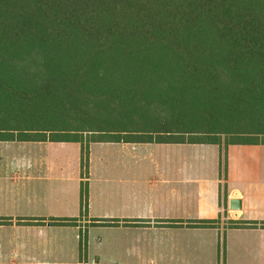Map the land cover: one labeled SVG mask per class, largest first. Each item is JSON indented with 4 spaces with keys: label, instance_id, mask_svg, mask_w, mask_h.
<instances>
[{
    "label": "trees",
    "instance_id": "16d2710c",
    "mask_svg": "<svg viewBox=\"0 0 264 264\" xmlns=\"http://www.w3.org/2000/svg\"><path fill=\"white\" fill-rule=\"evenodd\" d=\"M108 75L101 91L117 99L122 91L130 103L190 93L185 103H205V121L178 132L96 131L92 142L219 143L224 134L226 143H264V122L245 117V107L264 103V0H0V108L18 119L0 124V141L19 132L20 140L83 143L85 130L30 122L39 103L72 102L79 87L94 91V76ZM156 82L167 88H150Z\"/></svg>",
    "mask_w": 264,
    "mask_h": 264
},
{
    "label": "crops",
    "instance_id": "0c3cea01",
    "mask_svg": "<svg viewBox=\"0 0 264 264\" xmlns=\"http://www.w3.org/2000/svg\"><path fill=\"white\" fill-rule=\"evenodd\" d=\"M52 142L21 140L0 165V264H264V143L91 142L99 162L59 197L43 190Z\"/></svg>",
    "mask_w": 264,
    "mask_h": 264
},
{
    "label": "rangeland",
    "instance_id": "374dc122",
    "mask_svg": "<svg viewBox=\"0 0 264 264\" xmlns=\"http://www.w3.org/2000/svg\"><path fill=\"white\" fill-rule=\"evenodd\" d=\"M108 80L113 81L114 77L111 75L103 78L94 76L96 89L90 91L85 87H79L76 90V93H72V97L74 98V101L72 102L39 103V106H42L43 110L39 112L36 117L32 118L30 124L35 126L43 125L85 130L82 134L84 139L83 143L72 141H53L52 143H43L41 152L44 158V195L74 197L77 194V186L79 185L77 179L83 177L84 174H87L86 167L89 165L90 157L93 158V163L97 164L99 162V157L102 156L101 148L103 146L101 144H95L91 147L89 146L92 142L90 139H94L95 136L97 138L101 135L95 133L96 131H104L106 135L103 138H107L108 134L112 131L121 132L123 130L145 132L157 129L178 132L183 130V128L198 125L205 121L202 120L201 115L203 113L202 107H204L205 103H185V97L188 95L190 96V93L183 94V91L173 93V95L176 96V103H130L121 100L122 98H125L122 91H118L120 99L114 97V94L101 91L103 83ZM130 80L131 83H133V78ZM136 84L137 82H134L133 85ZM156 84L157 85L150 86V88H167L168 85V83L165 84L162 82H156ZM115 85L118 89L122 87L120 76H116ZM140 86L143 90L149 88L148 83H144V85ZM166 94L170 93L166 92ZM197 108L201 110L199 111ZM245 108V117H247L248 120L250 119L249 117L252 116L255 119H258V121L264 122V103H260L257 106H247ZM10 109L11 108H0V124L10 123L16 125L13 120L18 119L11 118L12 115L10 114ZM206 115L207 117H210V114L206 113ZM164 134L165 135L162 136H156V133H153L152 136L163 137L164 139L183 137L186 140L198 137L190 134L182 135L173 133L171 136H167L166 133ZM35 135L36 134H32L31 136ZM145 135L147 134L145 133ZM145 135L144 137L150 136ZM133 136L135 139H139L138 135ZM24 137H26L25 134L15 132V140H5L0 142V156L3 158V160H0V165L8 163L18 164L19 161H15L12 158L18 156L23 149L21 148L22 144L19 145L18 142ZM231 137L232 136L230 135L223 134L221 136V141L223 140V142L226 143ZM86 195V182L82 181L80 182L78 192V197L80 198V211L82 212V215L80 216L82 217L84 216L83 214L86 213ZM59 220L74 219L60 218ZM66 234H69L67 236L68 239H70L72 235L67 232ZM1 241H5V235L0 233V242ZM77 243H79L80 246L84 243L83 233H81L80 239Z\"/></svg>",
    "mask_w": 264,
    "mask_h": 264
},
{
    "label": "water",
    "instance_id": "95a60500",
    "mask_svg": "<svg viewBox=\"0 0 264 264\" xmlns=\"http://www.w3.org/2000/svg\"><path fill=\"white\" fill-rule=\"evenodd\" d=\"M230 208L232 209H240L241 208V200L239 198H233L230 200Z\"/></svg>",
    "mask_w": 264,
    "mask_h": 264
}]
</instances>
